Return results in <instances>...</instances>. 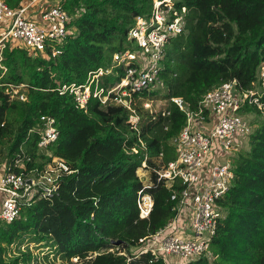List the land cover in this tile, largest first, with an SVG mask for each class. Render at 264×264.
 I'll return each mask as SVG.
<instances>
[{
  "label": "trees",
  "instance_id": "16d2710c",
  "mask_svg": "<svg viewBox=\"0 0 264 264\" xmlns=\"http://www.w3.org/2000/svg\"><path fill=\"white\" fill-rule=\"evenodd\" d=\"M2 1L17 9L24 0ZM153 3L59 0L55 6L71 22L70 34L54 44L57 55L51 47L36 57L22 48L4 52L0 163L21 159L14 170L31 177L56 157L72 173L60 178L54 197L37 198L22 207L15 221L0 222V264H40L44 253L45 259L53 256L66 263L165 264L138 249L140 239L175 217L172 195L183 188L178 181L169 186L154 172L176 160L174 143L187 123L186 113L172 99L183 98L195 110L208 92L226 82L237 81L240 93L257 91L256 84H263L264 0H175L180 12L186 8L184 32L166 45L160 87L133 95L135 115L97 99L82 110L73 95L60 94L64 85L85 84L91 72L110 66L114 54L129 46L136 18L149 17ZM121 77L122 70L118 79L106 77L104 84ZM12 87L19 89L18 97H12ZM240 113L247 119L249 113L264 118L248 102ZM42 116L53 117L59 130L57 141L46 149L38 147ZM254 121L247 139L250 149L233 164L234 186L219 201L224 218L211 242L216 258L188 264H264V120ZM144 163L150 168L147 182L139 175ZM141 191L154 200L149 219L140 218ZM30 244L40 250L38 255Z\"/></svg>",
  "mask_w": 264,
  "mask_h": 264
},
{
  "label": "built area",
  "instance_id": "2783aa9c",
  "mask_svg": "<svg viewBox=\"0 0 264 264\" xmlns=\"http://www.w3.org/2000/svg\"><path fill=\"white\" fill-rule=\"evenodd\" d=\"M33 9L34 3L13 9L0 0V63L9 47L25 49L34 57L45 56L48 47L54 56L59 53L54 44L70 34V15L59 6L44 7L38 12ZM185 12L186 8L181 12L176 8L175 0H154L150 16L136 18L129 32V46L114 54L110 66L91 72L85 84L64 85L60 94L73 95L82 110L87 109L91 99H97L105 106L121 105L135 115L133 95L160 84L166 45L171 37L184 32ZM121 70L123 77L115 82L110 80L109 86H105L104 79H118ZM12 89L15 98L19 89ZM262 96L254 90L240 93L237 81H231L208 92L195 110L183 98L172 99L186 113L187 123L174 143L176 160L160 165L154 172L169 186L178 181L183 188L172 195L176 201L175 217L156 234L140 239V253H151L165 264L216 258L211 242L224 218L219 201L235 183L234 165L226 159L237 158L245 150V140L254 125L240 111L248 102L264 112ZM20 99L26 101L23 95ZM40 121L43 127L38 147L46 149L57 141L59 130L51 116H42ZM161 158L162 154L159 161ZM20 162L21 159L12 164L0 163V222L15 221L22 207L37 198L54 197L60 178L72 173L64 160L53 157L42 171L35 170L36 174L30 177L14 170ZM142 172L146 175L141 176ZM139 175L144 182L149 180L150 168L146 163ZM138 207L140 218L149 219L153 197L141 191Z\"/></svg>",
  "mask_w": 264,
  "mask_h": 264
},
{
  "label": "rangeland",
  "instance_id": "374dc122",
  "mask_svg": "<svg viewBox=\"0 0 264 264\" xmlns=\"http://www.w3.org/2000/svg\"><path fill=\"white\" fill-rule=\"evenodd\" d=\"M58 2H53V1H50V0H38L36 2V8H39V9H43L44 7H47L48 5H51V6H55V5H58L59 4V0H57ZM263 74H264V70H263ZM263 77V84L262 85H259V84H256V90L259 94L262 93V91H264V75H262ZM160 85H157L156 88H159ZM248 119L252 122L254 121V123L257 121V120H264V118H261L262 116L260 115H256L255 113H249V114H246ZM254 125V124H253ZM255 126V125H254ZM246 142V145L244 146L246 151H249L250 149V145L249 143L245 140ZM236 158H233V159H229L227 158L226 161L230 162L231 164H234ZM145 176L146 174H144L143 172L141 173V176ZM25 248V246H23V249ZM30 248L33 250L34 254L35 255H38L40 253V250L35 248L34 244H30ZM45 254V253H44ZM44 254L40 255V257H42L40 260V264H83V262L81 260H78V259H73V261L71 263H66V262H62L59 258L58 259H55L53 256H51L49 259H45L43 258L44 257Z\"/></svg>",
  "mask_w": 264,
  "mask_h": 264
},
{
  "label": "crops",
  "instance_id": "0c3cea01",
  "mask_svg": "<svg viewBox=\"0 0 264 264\" xmlns=\"http://www.w3.org/2000/svg\"><path fill=\"white\" fill-rule=\"evenodd\" d=\"M37 1H38V0H24L22 4L26 5V4H29V3H34V9H33V11L38 12V9H39V8H36V2H37ZM53 7H54V6H53Z\"/></svg>",
  "mask_w": 264,
  "mask_h": 264
}]
</instances>
